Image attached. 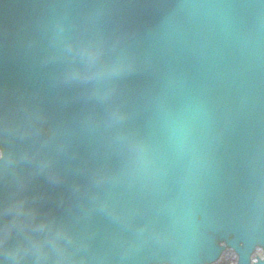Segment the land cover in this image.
Here are the masks:
<instances>
[{"label": "water", "instance_id": "water-1", "mask_svg": "<svg viewBox=\"0 0 264 264\" xmlns=\"http://www.w3.org/2000/svg\"><path fill=\"white\" fill-rule=\"evenodd\" d=\"M261 212L264 0H0V264H250Z\"/></svg>", "mask_w": 264, "mask_h": 264}, {"label": "bare ground", "instance_id": "bare-ground-1", "mask_svg": "<svg viewBox=\"0 0 264 264\" xmlns=\"http://www.w3.org/2000/svg\"><path fill=\"white\" fill-rule=\"evenodd\" d=\"M223 253L224 254L221 256V258H219V261H217L215 264H234L235 259L232 258L234 256L228 255V252H226L225 250L223 251Z\"/></svg>", "mask_w": 264, "mask_h": 264}]
</instances>
